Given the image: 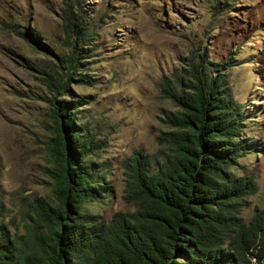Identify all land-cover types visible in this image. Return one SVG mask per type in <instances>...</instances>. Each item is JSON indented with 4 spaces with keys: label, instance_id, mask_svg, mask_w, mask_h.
Wrapping results in <instances>:
<instances>
[{
    "label": "rangeland",
    "instance_id": "1",
    "mask_svg": "<svg viewBox=\"0 0 264 264\" xmlns=\"http://www.w3.org/2000/svg\"><path fill=\"white\" fill-rule=\"evenodd\" d=\"M73 2L84 10L88 34L79 56L82 76L75 78L87 82L73 79L66 98L76 103L80 126L96 137L93 156L112 187L84 210L107 221L137 211L128 198L129 159L160 156L158 135L167 129L160 118L178 109L162 95V83L185 75L193 53L222 64L234 60L223 72L243 105V137L254 151L231 170L255 180L257 191L240 213L250 222L264 209V0H0V194L12 229L24 232L17 225L32 197L54 198L48 100L56 92L43 77L70 52L64 15ZM27 29H35L52 53L19 34Z\"/></svg>",
    "mask_w": 264,
    "mask_h": 264
},
{
    "label": "trees",
    "instance_id": "2",
    "mask_svg": "<svg viewBox=\"0 0 264 264\" xmlns=\"http://www.w3.org/2000/svg\"><path fill=\"white\" fill-rule=\"evenodd\" d=\"M72 6L64 15L70 52L43 77L56 92L48 100L54 198L36 195L23 205L21 233L7 221L10 208L0 194V264H264V209L250 222L240 216L245 198L257 191L255 180L231 170L254 151L243 137V105L223 72L233 58L222 64L192 53L185 75L165 77L161 93L178 109L160 118L167 127L157 139L160 156L129 159L128 198L137 211L107 221L84 210L112 187L93 156L96 137L80 126L77 105L66 98L73 79L87 82L75 78L82 76L79 56L88 34L83 8ZM19 34L52 53L35 29Z\"/></svg>",
    "mask_w": 264,
    "mask_h": 264
}]
</instances>
